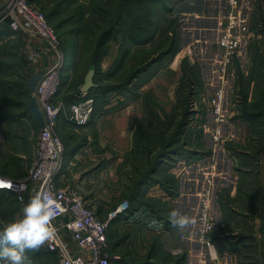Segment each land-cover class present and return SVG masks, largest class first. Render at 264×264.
<instances>
[{"label": "rangeland", "instance_id": "obj_1", "mask_svg": "<svg viewBox=\"0 0 264 264\" xmlns=\"http://www.w3.org/2000/svg\"><path fill=\"white\" fill-rule=\"evenodd\" d=\"M132 2L129 0H36L35 4L47 15L48 21L56 28L61 39L59 52H48L50 56H46L44 41L28 37L12 28L16 35L7 37L5 31L12 30L8 28L10 20L5 17L3 1L0 0V49L8 47L7 51L0 50L2 54L0 56V129L2 133L4 132V137L0 140V172L16 177L14 179H31L32 169L36 170L45 162L42 155L36 154L40 142V125L35 122L29 109L32 99V93L27 94L30 78L35 73H44L58 64L62 83L58 99L63 100L67 107L73 98L81 94L84 77L95 56L102 55L96 45L99 36L103 31L114 27L112 34L115 37L101 50L102 58L97 59L95 75L97 86L87 92L86 98L94 99L95 115L97 112L100 113L99 115L105 114L128 101L137 99L144 103L145 117L139 123H135L134 135L137 141L133 149L136 151L129 155L131 163L134 161L133 166L129 163L128 169L122 168L120 170L122 178L115 181L116 190L119 191L116 192L118 194L116 199L121 202L128 201L129 205L120 214L129 213L121 217L130 219L134 214L133 209H142L143 213L139 214V218L133 219L131 225H128L130 221L126 222L127 220L118 224L115 222H119L120 219L111 222L107 238L113 245L112 255L120 256V259L115 260L113 264H121L120 261L122 264H138L151 260L148 252L143 254L138 252L139 247H144V236L140 238L138 246L130 236L139 233L144 227L159 230L160 226L164 227L169 222L166 219H170V212L160 198H150L146 196L147 192L157 190L161 192L162 188H167V185L172 187L176 184V174L171 170L173 167L178 165L181 179L184 169L180 167L182 163L198 162L207 158L213 151L208 123L212 118L209 100L214 92V85L208 83L206 79L210 77L208 75L210 69L203 68L197 53L192 50L180 51L178 61V42L172 48L179 33L180 23L189 14L202 13L205 0H157L143 4ZM257 3L259 7L250 26V40L245 45V55L241 50L234 59L230 70V82L227 85L228 114L226 124L224 123L226 126L224 133L230 132V122L241 123L249 120L253 125L252 132L256 136L255 142L252 141L248 146H242L240 142L228 143L227 147L238 157L236 162L238 166L253 164V161L259 160L261 154L264 155V116H262L264 115V7L260 5L261 0ZM124 5H129L127 9L130 11L125 15L124 21H115ZM125 29H128V33L141 32L144 34V40L153 38V35L148 37L151 29L155 30L156 36L149 43H144L145 45H135L130 43V39L127 40L128 33L126 34ZM10 44H14V47ZM31 51L41 54L40 57L29 58L28 53ZM159 53H162L161 57L147 68L148 62L150 63V60ZM174 58L180 67V73L175 77L171 99L162 81L155 79L152 84L147 83L158 74L163 65L168 66ZM142 69L144 70L141 71ZM171 71L173 74L177 72L175 68ZM144 84H147L145 88L142 86ZM8 97H11L12 101L7 102ZM159 100L166 101L165 106L159 103ZM25 112L29 113L24 116ZM92 119L85 125L72 122L66 124L67 120L63 115L58 119L55 133L59 135L65 147L60 173L64 167L66 153L84 146L88 140V133L94 132V128L88 126ZM147 148L150 149V153L147 152ZM16 153L24 154L26 157L19 158ZM245 154L251 157L250 161L240 159ZM20 159L24 160L23 164ZM154 166L156 168L153 174H149L148 171ZM76 168L72 167L67 173V178H64L67 184H78L79 179L70 175ZM144 174L148 180L137 194L138 197L132 198V179L135 185L138 179L139 181L144 179ZM151 187L155 188L151 189ZM37 188V181L32 180L25 195L30 197ZM79 190L85 197L89 195V190L85 187H79ZM256 190L255 187L254 191ZM166 191L170 192L168 189ZM20 210L21 205L13 196L1 195L0 221L5 223L17 218ZM152 215L153 218L150 217ZM160 218L164 220L161 221ZM219 231L224 232L222 225ZM238 236L237 240L232 239L235 243L243 241L240 238L244 236ZM150 239L147 241L148 245L159 243V235ZM252 239L253 237H247V241L241 245L252 242ZM249 246L252 248L248 246L242 248L247 259H251L248 253L256 259L264 258V242L258 243V247ZM27 256L29 264H59L56 256L46 253L42 246L28 250ZM155 263L167 264L168 259L158 255L155 257ZM180 264H189L186 253H180Z\"/></svg>", "mask_w": 264, "mask_h": 264}, {"label": "crops", "instance_id": "obj_2", "mask_svg": "<svg viewBox=\"0 0 264 264\" xmlns=\"http://www.w3.org/2000/svg\"><path fill=\"white\" fill-rule=\"evenodd\" d=\"M221 1L224 2L223 0H205L204 11L189 14L180 23L178 33V61L180 51L192 50L196 52L203 68L210 69L208 74L210 77H206V79L208 83L214 85V87L212 86L213 90L220 84L218 69L222 51L218 45V39L226 14L225 3ZM257 1L241 0L240 13L242 21L250 26L259 7ZM260 5L264 7V1L261 0ZM248 43L249 41H246L242 46L243 55H245V45ZM45 53L46 56H50L48 52ZM36 54V52L31 51L28 53V57L35 58L41 55L36 56ZM172 68L176 69V74L172 73ZM165 72L167 73L165 74ZM179 73L180 67L174 58L168 66L167 64L163 65L158 74L147 84H152L151 82L155 79L162 81L172 99L171 89L175 85V77ZM147 84L142 85L143 88ZM158 102L165 106L166 101L159 100ZM143 104V101L136 99L128 101L119 108L105 114L99 115L100 113L97 112L88 125L94 128V132L88 133V140L84 146L66 153L63 170L58 175L60 185H70L67 184L64 178H67V173L72 167L76 168L80 165L74 172L70 173L72 178L79 179L78 184L73 185L83 186L89 190V195H86V198L102 218H106L109 212L122 203L116 199L118 195L116 192L119 191L116 190L115 181L122 178L120 170L122 168L128 169L131 165V161H127L126 158L135 146V123H139L145 117ZM68 123L72 124L67 121L66 124ZM229 124L231 125L229 127L230 132L224 133V143L218 148H213L207 158L198 162L182 163L180 165V167H184L181 179L180 174H178V165L171 169L176 174L173 193L165 192L166 189L164 188L161 192L160 190L147 192L146 196L160 198L167 205L169 212L178 210L181 214L186 215L190 222L185 227L180 228L172 224L171 219L167 218L166 220H169V222L164 227L158 224L160 226L159 230L144 227L139 233L130 236L131 239L134 238L137 246L140 238L144 236V247H139V253H149L150 250L151 262L144 261L138 264H157L155 263V257L158 255L167 257V264H180V253L187 254L189 264H200V262H204V264H264V258L262 260H260L261 258H253L251 253H248L251 259H247L242 249L244 246L252 248L249 245L258 247V243L264 242V155L261 154L259 160L253 161V164L238 166L236 163L238 157L227 147L228 143L240 142L242 146H248L252 141L255 142L256 136L252 132L253 125L249 120L241 121V123L230 122ZM224 128L226 130L225 125ZM3 137L4 132L2 133V129H0V140ZM15 155L23 159L26 157L21 153ZM241 158L250 161L251 157L245 154ZM20 160L23 164L24 160ZM22 170H24V167ZM7 177L16 178L14 176ZM208 177L212 179L214 193L212 211L216 229L213 236L219 251L218 262H213L210 259L208 248L196 240V218L200 195L208 184ZM255 187L257 188L256 191H254ZM153 188L155 187H151V189ZM135 211L133 215L130 214V216L132 215L130 219L121 217L129 212L119 214L116 219L120 220L119 222L116 220L115 223L118 224L127 220L126 222L130 221L128 225H131V221L139 218V214L143 213L142 209ZM150 217L153 218V215ZM160 220L163 221L164 219L160 218ZM0 224H3V222L0 221ZM221 225L224 232L219 231ZM180 233H184L187 238L181 239ZM156 235H159V244L157 246L149 244V248L147 241H150V238ZM238 235L244 236L240 238L243 240L241 243L247 241V237H253L252 242L242 245L239 242L235 243L234 241L238 239ZM193 237L195 238L193 239ZM130 238L127 239L131 241ZM151 252H153V255H151ZM119 257V254H113L112 263L120 259Z\"/></svg>", "mask_w": 264, "mask_h": 264}, {"label": "built area", "instance_id": "obj_3", "mask_svg": "<svg viewBox=\"0 0 264 264\" xmlns=\"http://www.w3.org/2000/svg\"><path fill=\"white\" fill-rule=\"evenodd\" d=\"M2 1L4 15L9 18L13 30L44 41L45 52H59L60 35L43 11L29 0ZM223 1L226 14L218 39L222 51L218 69L220 84L209 100L212 118L208 123V132L213 148H218L224 143L230 70L244 42L250 40L251 34L250 25L245 24L241 18V0ZM38 55L37 53L36 56ZM61 87L60 69L56 64L42 73L34 93L45 121L44 125L40 126V142L36 151L37 155L44 157V164L36 170L32 169L31 179L19 180L0 174V190L13 192L21 208L29 199L25 191L32 180L38 183L35 192L44 189L54 196L56 203L52 218L53 233L41 246L54 253L59 264H112V245L107 238L109 226L121 211L128 208V201L122 202L109 212L106 218H102L80 192L79 187L60 185L58 175L62 168L65 147L59 135L55 133L58 119L63 115L69 122L85 125L90 122L94 111V99L86 98L87 92L83 90L79 99L68 103L66 107L64 101L58 99ZM207 183L200 195L196 239L208 248L210 259L218 262L219 251L213 240L216 223L212 211L214 193L211 177H208ZM180 238L186 239L187 236L180 233Z\"/></svg>", "mask_w": 264, "mask_h": 264}, {"label": "clouds", "instance_id": "obj_4", "mask_svg": "<svg viewBox=\"0 0 264 264\" xmlns=\"http://www.w3.org/2000/svg\"><path fill=\"white\" fill-rule=\"evenodd\" d=\"M54 196L41 189L32 194L20 214L0 224V264H29L27 252L39 248L52 235ZM172 224L183 228L189 218L178 210L170 212Z\"/></svg>", "mask_w": 264, "mask_h": 264}, {"label": "trees", "instance_id": "obj_5", "mask_svg": "<svg viewBox=\"0 0 264 264\" xmlns=\"http://www.w3.org/2000/svg\"><path fill=\"white\" fill-rule=\"evenodd\" d=\"M31 3H33V4H35V1L36 0H29ZM130 2H132V3H141V4H143V3H147V2H154V1H157V0H129ZM36 5V4H35ZM37 6V5H36ZM128 6L129 5H124L122 8H121V10L119 11V14H117V17H116V19H115V21H117V20H119L120 22H122V21H124V17H125V15H127V13L130 11V10H128L127 8H128ZM38 7V6H37ZM39 8V7H38ZM40 9V8H39ZM41 10V9H40ZM42 11V10H41ZM45 14V13H44ZM46 15V14H45ZM51 15H52V13H51ZM46 17H47V15H46ZM48 18V17H47ZM49 20V19H48ZM9 24V23H8ZM8 27V26H7ZM10 30H12L11 28L12 27H10V24H9V27H8ZM113 29H114V27H111L110 29H107V30H105V31H103V33L99 36V39H98V41H97V49L99 50V52L100 53H102V55H103V52L101 51L102 49H104V47H105V45L107 44V42L109 41V40H112L115 36H113V34H112V31H113ZM126 30V29H125ZM9 30H6L5 31V34L7 35V37H9V38H11V37H13V36H15L16 34L14 33V31L12 32V31H9ZM127 32H126V34L128 33V29L126 30ZM155 30L154 29H151V31H149V32H151L150 33V35H148V37H151L152 35H153V38H155V36H156V34H154V33H156V32H154ZM144 38V34H142L141 32H137V31H129V33L127 34V40L128 39H130L131 40V44H135V45H138V44H146V43H149L153 38H150V40H144L143 39ZM177 42H178V35H177V39L175 40V42H174V46L172 47V48H174L175 46H176V44H177ZM144 44V45H145ZM10 46L11 47H14V44H10ZM11 47H9V48H11ZM7 49H8V47H3L2 49H0L1 50V52L2 51H7ZM13 49V48H12ZM1 52H0V56L2 55L1 54ZM167 52H170V51H167ZM165 54V53H164ZM102 55H97V56H95V60L93 61V63H91V65L92 64H95L96 66L98 65L97 64V59H101L102 58ZM161 55H162V53H159L158 54V56L157 57H155L154 59H152V60H150L151 62L149 63L148 62V64H147V68H148V66H150L151 64H152V62L153 63H155L157 60H158V58H160L161 57ZM99 56V57H98ZM146 68V69H147ZM145 69V68H144ZM144 69H142L141 71H143ZM141 71H139V72H141ZM91 91V90H90ZM90 91H88V92H90ZM28 92H29V90H27V94H28ZM81 92V91H80ZM80 95V94H79ZM80 97V96H79ZM79 97H75V98H73V100L72 101H75V100H78L79 99ZM8 99V101L7 102H10V101H12V98L11 97H8L7 98ZM71 101V102H72ZM26 105V104H25ZM27 113H29V112H25L24 113V116L27 114ZM31 115V114H30ZM94 115H95V112L93 113V116H92V118L94 117ZM262 116H264V115H262ZM36 123H37V121H35ZM38 124V123H37ZM39 125V124H38ZM136 141H137V139H136V137L134 138V143L136 144ZM134 151H136L135 149H133V151L132 152H130L128 155H127V161H130V154H133V152ZM147 152L148 153H150V149H148L147 148ZM133 162L134 161H132V163H131V165L133 166ZM137 168H138V166H136ZM137 168H136V170H137ZM155 168H156V166H154V167H152L148 172H149V174L150 173H152L153 174V172H154V170H155ZM139 170V169H138ZM139 172H141V170H139ZM3 175V174H2ZM145 175L146 174H144L143 175V177H144V179H141L140 181H139V179H138V181H136L137 183L134 185V180L132 179V176H130V178L132 179V183H133V186L131 187V189H132V198H137L138 197V195L137 194H139L140 192H141V190H142V186L147 182V177L145 178ZM130 189V190H131ZM165 189H168L170 192H172L173 193V191L175 190L174 189V185H172V187H169V185H167V188H165ZM136 190V191H135ZM136 193V194H135ZM2 194H5V195H11V196H13L16 200H17V197H16V195L13 193V192H9V191H3V190H0V204H1V195ZM133 211H135V209H133ZM114 221H116V218L114 219V220H112L111 222H114ZM159 242V241H158ZM159 244V243H158ZM158 244H154L155 246H157ZM113 246V245H112ZM45 252L46 253H49V254H53V255H55L54 253H52V252H50V251H48V250H46L45 249ZM150 253V252H149ZM151 255H153V252H151ZM120 263L122 264V261H120ZM113 264V263H112ZM128 264V263H127Z\"/></svg>", "mask_w": 264, "mask_h": 264}, {"label": "water", "instance_id": "obj_6", "mask_svg": "<svg viewBox=\"0 0 264 264\" xmlns=\"http://www.w3.org/2000/svg\"><path fill=\"white\" fill-rule=\"evenodd\" d=\"M95 75H96V65L92 64L84 77V82L82 84L83 91L88 92L97 86V84L95 83ZM41 77H42V73H35L30 78L29 85H28L29 92L32 93V99L29 104V109L32 115L34 116L35 120L40 126L44 125L45 121H44V116H43L41 107L34 93L36 91L37 84L39 80L41 79Z\"/></svg>", "mask_w": 264, "mask_h": 264}]
</instances>
